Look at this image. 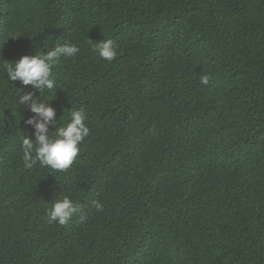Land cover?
<instances>
[{"label": "trees", "instance_id": "obj_1", "mask_svg": "<svg viewBox=\"0 0 264 264\" xmlns=\"http://www.w3.org/2000/svg\"><path fill=\"white\" fill-rule=\"evenodd\" d=\"M65 43L40 98L85 112L67 170L24 166L0 68V264H264V0H0L3 59ZM63 196L83 220L48 222Z\"/></svg>", "mask_w": 264, "mask_h": 264}, {"label": "clouds", "instance_id": "obj_2", "mask_svg": "<svg viewBox=\"0 0 264 264\" xmlns=\"http://www.w3.org/2000/svg\"><path fill=\"white\" fill-rule=\"evenodd\" d=\"M47 47V45H45ZM99 57L111 62L117 55L115 42L112 39H101L94 45ZM79 51L76 44H57L46 52L24 54L16 60L3 59V47L0 48V59L5 61L0 68L6 73L7 80L19 81L23 87H17V103L26 106V111L32 113L23 122L31 126L23 129L22 150L23 163L26 168H32L39 163L57 171L70 168L78 155L80 143L89 135L90 129L84 123L86 118L83 109L71 110L70 120L65 125H60L56 116V109L52 100L41 99V94L52 90L55 80L52 68L61 57H72ZM13 61V62H8ZM202 84H208L209 76L200 77ZM31 86V90H27ZM91 207L97 212L102 211L103 205L98 200L91 201ZM79 214L83 220L86 213L83 208L68 196L57 198L48 209L49 223L67 224L70 219Z\"/></svg>", "mask_w": 264, "mask_h": 264}]
</instances>
